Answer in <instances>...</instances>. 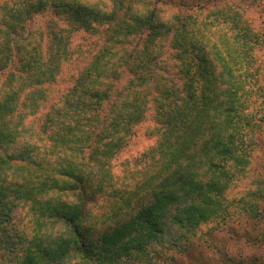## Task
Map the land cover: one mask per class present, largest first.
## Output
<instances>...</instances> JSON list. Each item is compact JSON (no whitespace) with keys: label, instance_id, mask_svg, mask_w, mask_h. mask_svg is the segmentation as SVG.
Returning <instances> with one entry per match:
<instances>
[{"label":"trees","instance_id":"16d2710c","mask_svg":"<svg viewBox=\"0 0 264 264\" xmlns=\"http://www.w3.org/2000/svg\"><path fill=\"white\" fill-rule=\"evenodd\" d=\"M248 11L0 0V238L21 210L33 227L15 264H150L236 214L264 224V26ZM81 30L101 44L45 109ZM147 122L155 144L118 169Z\"/></svg>","mask_w":264,"mask_h":264},{"label":"rangeland","instance_id":"374dc122","mask_svg":"<svg viewBox=\"0 0 264 264\" xmlns=\"http://www.w3.org/2000/svg\"><path fill=\"white\" fill-rule=\"evenodd\" d=\"M173 1L175 2V0ZM236 1L249 9L247 13L250 14L255 24L259 27L264 26V0ZM72 44L74 60L64 72V81L57 86V90L45 105V109L57 101L66 87L73 84V75L77 74L82 66L78 58L79 54H87L88 51H94L101 44V36L90 35L82 30L77 31L74 33ZM149 126L151 125L147 122L137 127L128 149L116 160L118 169L125 159L140 156L150 146L155 144V138L148 136L146 133V129ZM257 162L256 173L264 181L263 151H261ZM261 206V210H264V202H262ZM28 213L27 209L21 210L20 217L7 225L13 238L8 244L0 238V264H15L14 256L17 252L21 253L22 247L19 244V237L32 235L33 227L29 223ZM263 227V221L250 219L246 214H236L227 222H221L212 235L205 236L202 240H199L191 250L179 251L177 248L176 250L168 251L166 256L160 257L158 255L153 257V261L150 264H175L176 262L180 264H231L232 262L229 261L231 259L241 260L246 263L251 262L250 264H264V236L261 233ZM139 264L146 263L142 262Z\"/></svg>","mask_w":264,"mask_h":264}]
</instances>
